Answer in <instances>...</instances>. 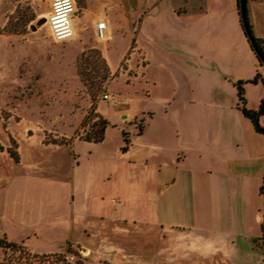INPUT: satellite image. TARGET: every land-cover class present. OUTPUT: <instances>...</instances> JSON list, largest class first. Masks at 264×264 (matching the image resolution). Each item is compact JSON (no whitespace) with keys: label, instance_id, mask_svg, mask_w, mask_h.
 Returning <instances> with one entry per match:
<instances>
[{"label":"rangeland","instance_id":"rangeland-1","mask_svg":"<svg viewBox=\"0 0 264 264\" xmlns=\"http://www.w3.org/2000/svg\"><path fill=\"white\" fill-rule=\"evenodd\" d=\"M94 1L91 9L98 10L110 25L107 38H99L89 24L90 13L84 14L83 9L88 1L77 0L76 33L72 39L56 42L47 23L52 0H0V264H98L73 247V253L66 252L67 246L57 256L44 257L2 243L26 247L23 242L31 238L33 249H55L69 235L74 213L77 224L97 232L102 216L128 209L129 160L122 151L123 131L133 139L147 117L127 119L123 111L138 107L151 113L149 136H153L165 128L161 99L187 97L193 87L218 81L207 72L210 53L214 50L220 56L227 46L214 35L218 27L203 22L185 27L184 35L176 36L163 5L171 0ZM184 1L201 4V0ZM258 28L264 32V23ZM254 30L258 32L257 27ZM156 32L162 35L152 39ZM135 38L144 50L142 56L147 53L146 76L136 81L134 69L120 77L126 60L115 74L110 69L107 72L99 46L117 66ZM230 45H239L234 31ZM261 66L254 85L264 88ZM228 67L238 68L235 63ZM81 74L90 91L96 92L98 112L110 123L101 143L81 140L100 122L95 114L85 121L92 101ZM107 74L110 79L103 83L101 77ZM225 78L234 86L240 82L233 76ZM132 83L135 88L130 87ZM105 93L118 99L105 100ZM253 94L256 100L258 92ZM126 99L130 100L127 104ZM72 138L78 139L68 145ZM9 150L19 154V162ZM114 200L123 207L118 208ZM80 235L73 232L75 238ZM259 246L264 244L259 242ZM60 255L76 258L73 263L63 258L64 263Z\"/></svg>","mask_w":264,"mask_h":264},{"label":"crops","instance_id":"crops-1","mask_svg":"<svg viewBox=\"0 0 264 264\" xmlns=\"http://www.w3.org/2000/svg\"><path fill=\"white\" fill-rule=\"evenodd\" d=\"M87 1L84 14L90 13L89 24L97 32V23L104 19L91 9L96 2ZM171 1L163 5L176 36L184 35L185 27L203 22L218 27L214 35L227 46L220 56L213 50L207 58V72L218 81L193 87L187 97L161 99L165 128L153 136H149L151 113L138 107L125 109L123 118L147 117L143 132L131 139L124 153L129 160V208L102 216L97 232L77 224L74 213L69 235L60 246L36 250L28 238L23 244L31 253L59 254L70 244L98 264H264L263 251L255 246L264 221L260 192L264 135L245 117L236 86L225 78L251 81L262 69L261 63L245 35L238 0ZM248 11L253 32L254 27L258 29L255 36L264 41V32L258 28L264 23V0H248ZM233 31L239 41L236 46L230 45ZM156 34L162 35L156 32L152 39ZM99 48L113 74L126 60L120 77L134 69L136 81L146 76L147 53L142 56L139 38L117 66ZM231 63L238 68H229ZM254 91L258 92L256 100ZM246 92L249 109L259 110L264 88L250 83ZM261 124L264 127V115ZM75 230L81 232L77 238Z\"/></svg>","mask_w":264,"mask_h":264},{"label":"trees","instance_id":"trees-1","mask_svg":"<svg viewBox=\"0 0 264 264\" xmlns=\"http://www.w3.org/2000/svg\"><path fill=\"white\" fill-rule=\"evenodd\" d=\"M242 21V20H241ZM250 22V21H249ZM242 26H243V23H242ZM250 28H251V32L254 36V39L257 41L258 45H259V50L260 52L262 53V55L264 56V41L258 39L257 37H255L254 35V32H253V29H252V26L250 24ZM244 29V27H243ZM245 32V35L247 36L248 40H249V43L253 49V51L255 52V54L257 55L259 61L261 62V64H263L262 60H261V57L260 55L257 53V51L254 49V47L252 46V43H251V40L249 39L246 31L244 30ZM102 59H103V63H104V67L106 69L107 72H109V65L107 63V60L105 58H103V56H101ZM81 77H82V82H83V85L85 86V88H87V91L89 92L90 94V97H91V101H92V107L89 111V116L86 117L85 121L90 118L91 115L95 114L96 118L100 120V122L97 124V125H94L92 127L93 129V133L91 135H87L84 139H81V140H84L86 142H89V143H101L105 140L106 138V132H107V129L109 128L110 126V123L102 116L100 115V113L98 112V107L96 106L95 104V101H96V92L93 93L92 91H90L89 89V83H88V80H86V78L84 77L83 74H81ZM102 80H103V83L104 82H107L109 79H110V76L107 74L103 77H101ZM258 80H259V75H257V77L251 81H240L237 83L236 87H237V91H238V98H239V108L241 109V111L243 112V114L245 115L246 118H248L249 120L252 121L255 129L257 130V132L261 133L264 135V127L262 126L260 120H261V117L264 115V99L262 100L261 102V105H260V108L259 110L255 111V110H251L247 107V98H246V91H245V84L247 83H252V84H256L258 83ZM99 90H101V87L99 88ZM143 128H140V133L143 132ZM78 138H72L70 139V143L68 145H72V143ZM123 139H124V147L122 148V151L124 153H126L131 145V139H130V135L128 132H126L125 130L123 131ZM55 145H64V144H59L58 142H55L54 143ZM9 154L10 156L16 161V162H19L20 160V157H19V154L18 153H13L11 150H9ZM261 195L264 197V181H263V185L261 187ZM259 242H262L264 244V221H263V225H262V235L259 239H257L255 241V246L259 249H261L263 251V255H264V246H259ZM4 246L6 248H9V249H12V250H15V249H27L26 247H24V245H16V244H13V243H9L7 241H5L4 243ZM3 246V245H2ZM67 253H73V249H72V246L69 244L68 245V248L66 250ZM38 256V255H36ZM44 257H49V256H57V254H53V255H43ZM62 257V260L61 261H64L63 258L65 259V255H60ZM78 264H82V263H78Z\"/></svg>","mask_w":264,"mask_h":264},{"label":"built area","instance_id":"built-area-1","mask_svg":"<svg viewBox=\"0 0 264 264\" xmlns=\"http://www.w3.org/2000/svg\"><path fill=\"white\" fill-rule=\"evenodd\" d=\"M78 17V3L77 0H52L51 10L47 15V23L50 26L52 37L56 42H64L72 39L76 33L75 20ZM108 29V22L106 19L97 23V34L99 38L104 39L106 37V30ZM104 99L108 101H116L118 96L115 94H104ZM126 104L128 100L124 101ZM117 207H121L122 204L118 201H113ZM74 255L65 256V260L68 263H73L75 260Z\"/></svg>","mask_w":264,"mask_h":264},{"label":"water","instance_id":"water-1","mask_svg":"<svg viewBox=\"0 0 264 264\" xmlns=\"http://www.w3.org/2000/svg\"><path fill=\"white\" fill-rule=\"evenodd\" d=\"M238 4H239V10H240V15H241V20L243 23L244 30L246 31L249 39L251 40L252 46L257 51V53L260 55L261 60L264 64V56L260 52L259 45L257 41L254 39V36L251 32L250 22H249L248 0H238Z\"/></svg>","mask_w":264,"mask_h":264}]
</instances>
